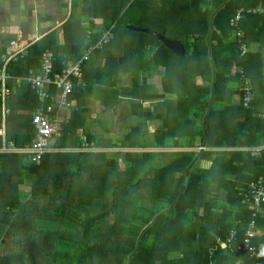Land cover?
Listing matches in <instances>:
<instances>
[{"label":"trees","instance_id":"trees-1","mask_svg":"<svg viewBox=\"0 0 264 264\" xmlns=\"http://www.w3.org/2000/svg\"><path fill=\"white\" fill-rule=\"evenodd\" d=\"M257 6H264V0H86L66 24L62 47L43 37L9 62L11 91L5 114L0 96V148L4 122L6 141L18 147L30 145L36 135L33 111L52 103L42 101L28 82L17 77L32 69L40 71L46 50L54 51V67L61 70L113 26L112 40L91 53L83 70L97 49L127 41L131 47L150 48L148 61L142 63L143 76L126 64L136 57L115 59L108 48L104 68L90 64L84 82L96 79L99 91L105 93L121 86L133 116L143 117L144 123L134 125L135 141L128 147L197 149L120 150L121 162L109 157V151L91 150L92 144L81 141L55 142L57 150L46 153L40 162L27 153L0 151V264H256L261 260V237L253 238L255 257L243 249L253 212L250 183L264 175V147L259 154L250 149L264 146V117L256 110L255 98L244 105V76L252 81L260 55L249 48L241 54L231 25L240 8ZM129 10L151 12L163 24L160 33L180 39L185 53L174 52L151 34L129 29L128 21L120 24ZM240 27L248 46L264 34V13L245 12ZM154 71L161 73L160 92L150 91L153 85L145 75ZM126 74L132 77L130 88L119 81ZM85 87V83L77 87L80 93L74 91L70 99L73 94L83 96ZM145 101H155L159 111L144 106ZM157 113L162 121L150 132L148 125ZM141 136L144 145L139 144ZM93 145L102 147L96 141ZM67 146L80 150H60ZM161 155L169 161L156 165ZM197 155L179 203L161 212L177 198L186 169ZM206 160L212 161L211 166L202 164ZM25 170L34 178L30 195L22 199ZM158 213L157 221L142 234ZM258 218L263 215L257 223ZM232 228L238 235L231 247L224 246Z\"/></svg>","mask_w":264,"mask_h":264},{"label":"built area","instance_id":"built-area-1","mask_svg":"<svg viewBox=\"0 0 264 264\" xmlns=\"http://www.w3.org/2000/svg\"><path fill=\"white\" fill-rule=\"evenodd\" d=\"M245 12L264 13V6L250 7L248 9L240 8L235 16L231 19V25L235 28V36L240 42V51L244 55L248 51V46L244 41L245 32L240 27ZM113 26L107 28L102 36L95 42H92L83 52V54L76 59L67 60L65 67L57 70L54 67L55 53L53 50H46L41 59V70H30L25 77H17L18 81L24 80L28 82L33 90L38 94L42 101H52L50 106L46 108L41 105L38 106L32 114V123L36 129L35 140L24 147H18L13 141H6L5 133L3 146L0 151L6 152H23L29 154L34 162H40L43 156L51 151L57 150L55 146L56 137L62 132V122L59 118L57 110L54 108V102L57 99L58 106H68L71 104L70 96L77 87L84 85V61H86L91 53L103 45L109 43L113 38ZM29 46L20 43L18 40L10 42L8 50L5 52L0 66V96L4 105L6 98L10 93L8 86V79L11 75L7 71V66L12 59L18 57L21 53H26ZM244 105L249 106L253 97V85L247 76H244ZM264 117V114L260 113ZM264 146L246 147L253 150L255 154H259ZM249 193L252 198V216L247 225L246 232L243 238V249L250 253L251 257L257 254V247L253 243V238L257 236V217L264 206V175L258 177L250 183ZM238 235V230L232 228L228 235L224 246L231 247L234 239Z\"/></svg>","mask_w":264,"mask_h":264},{"label":"crops","instance_id":"crops-1","mask_svg":"<svg viewBox=\"0 0 264 264\" xmlns=\"http://www.w3.org/2000/svg\"><path fill=\"white\" fill-rule=\"evenodd\" d=\"M80 9L82 8H79L78 5L76 8L72 0H0V61L3 60V56L8 50L10 42L13 40H18L20 43L30 46L43 37H49V39H51V44L58 46L64 45L66 24L70 21L72 13L75 11L80 12ZM253 47H255V49H253ZM248 48L249 51L257 52L260 55L259 59L256 61L257 66H255V74L251 76V83L255 90L253 98H255V102L257 101V107L258 105L261 107L259 110L256 108V110L264 114V34L259 36L257 40H250ZM67 58L70 57H64V59ZM158 69L163 70L164 67L160 66ZM145 75H149L148 81L153 85L150 90L151 92H154L153 90L156 84L150 81V76H160L157 83L158 87L161 89L160 72H148ZM122 80L123 79H121L120 83H122ZM132 83L133 82L126 85L122 84L130 88ZM79 91L80 90H76L74 93L78 95L80 93ZM75 94L72 95L71 104L68 105V107L66 106V108L65 106H58L57 99L54 102V108L57 110L63 125V132L56 137V142L60 141L65 143L64 139L80 135L86 137L81 140L83 144H87L88 146L92 144V146H94V141L91 140L92 143H90L89 135L94 134L98 130V126L101 125V119L98 122L96 113L98 110L96 107L90 106V104L87 105L82 98L83 96L76 97ZM79 98H81V100H79ZM75 106L76 108L72 109V107ZM125 106L126 105H123L124 108ZM5 127L4 122L2 127L4 133L6 131ZM32 128L34 127L32 126ZM67 130H73L75 134H72V132L67 133ZM74 142L78 141L75 140ZM92 146L90 149H92ZM72 148L74 147L67 146L62 149ZM78 149L80 150V148ZM32 184L33 180L30 183L29 189H31ZM27 192L29 193L31 191L27 190ZM260 215H263V218H258L256 232L257 237L264 239V207ZM260 215L258 217H260ZM256 264H264V256Z\"/></svg>","mask_w":264,"mask_h":264},{"label":"rangeland","instance_id":"rangeland-1","mask_svg":"<svg viewBox=\"0 0 264 264\" xmlns=\"http://www.w3.org/2000/svg\"><path fill=\"white\" fill-rule=\"evenodd\" d=\"M73 1V0H72ZM74 4H77L79 8L83 5H85L86 0H74ZM88 9H86L87 11ZM79 14L75 13L74 15ZM89 14V13H88ZM152 15L151 12H148L147 14L145 13H136L135 11H127L124 15V17H121V23H126L128 21L132 25L136 26H142V27H149L157 31H162L160 27L163 28V24L159 23L158 20L153 19V17L150 16ZM164 23H168L169 20L166 15H164ZM137 45H134V47H131L127 41H121V43H111L109 45H106L102 49H97L94 52V59L92 61H89L85 64L84 70H88L90 67V64L92 67L99 66L101 69L104 68L105 62L103 59L104 53L107 51L109 48V53L108 55L110 57H113L115 59L117 58H127L129 57L130 54L133 55V57H136L137 59L134 60V62H129L126 63L130 66H134L135 68H138V70L141 72V77L143 76L141 67L142 63H145L148 61V55H149V50L150 48H136ZM255 49V47H253ZM137 52V53H136ZM135 55V56H134ZM88 74V73H86ZM160 76L154 77L150 76V81L155 82L156 87L154 88V92H160L161 89L158 87L157 81H159ZM122 80V83L124 85L129 84L132 82L131 80V75L126 74L123 77L119 79V81ZM85 92L83 94V99L87 105L90 104L92 107H96L98 111L97 117H98V122L101 119V125L98 126V130L92 134L89 135L90 139L93 141L98 142L99 145L102 147H92L94 148H145L149 149L152 147H128L129 145H132L134 143L135 138L132 133L134 132L132 129H134V125L136 123L142 124L144 123L143 117H135L132 114L131 111V105H128L131 103L128 102L127 99H124V97L121 95L122 93V87L121 86H116L114 88H109L108 92H104L100 90V85L97 84V80L94 78H87L85 80ZM123 105H126L125 109ZM144 106L146 107H151L155 110L159 111V107L156 105L155 101H146L144 102ZM68 107V106H67ZM66 108V107H65ZM71 108V107H69ZM76 108L72 107V109ZM261 107L258 105L257 109L259 110ZM3 111L4 114L6 113V108L5 105L3 104ZM259 112V111H258ZM162 121V115L161 113H157V118L154 120H151L149 125H148V130L150 132H153L157 125ZM144 124L142 125V127ZM78 135V134H77ZM145 136H141V140L139 144L144 145L145 143ZM85 136L82 137L80 135L76 137H69L64 139L65 143L71 144L72 141H81ZM147 139V137H146ZM91 149V150H92ZM142 150V149H140ZM108 151V150H106ZM120 150H110L109 153L107 154L109 157L118 159L120 162L122 161V158L119 157ZM169 161V157L166 155H161L159 156L155 163L156 165H163ZM26 165L29 164V162L25 159L24 162ZM204 166H211L212 161L206 160L202 162ZM24 184L20 186V193H21V198L25 199L27 196L30 195V193L27 192V190L30 191L29 186L31 181L33 180V174L25 170L24 174ZM28 194V195H27ZM164 203H158V205H163ZM113 219V218H111ZM44 222V221H43ZM53 224V223H52ZM51 225V223H49ZM10 242V241H9Z\"/></svg>","mask_w":264,"mask_h":264},{"label":"water","instance_id":"water-1","mask_svg":"<svg viewBox=\"0 0 264 264\" xmlns=\"http://www.w3.org/2000/svg\"><path fill=\"white\" fill-rule=\"evenodd\" d=\"M226 3L223 2V4L221 5L224 6ZM127 27L129 29H132V30H136V31H142V32H145V33H148V34H151L155 37H157L159 40H161L165 46H167L168 48L172 49L174 52L178 53V54H184L185 53V46L183 45L182 41L180 39H177V38H170L152 28H149V27H142V26H136V25H132V24H129L127 25ZM213 29V16H212V19H211V30L210 32L212 31ZM215 81H216V75H215V71H214V79H213V89L215 87ZM213 96H214V92H212L211 94V99L209 101V107H208V110L204 116V128L206 129V122H207V115L210 111V108L212 106V99H213ZM207 142V135H206V139L204 141V143ZM173 150V149H197L195 147H185V148H177V147H152V148H149V149H145V148H93L92 150ZM60 150H73V151H77L79 150L78 148H72V149H60ZM201 154V153H200ZM199 154V155H200ZM199 155H197L194 160L189 164V166L187 167L186 169V173H185V178H184V181H183V184L179 190V193H178V196L177 198L172 202V204L168 207V208H165L164 210H162L161 212L163 211H171L180 201L182 195L184 194V192L186 191V188H187V185L189 183V180H190V171L193 167V165L195 164V162L197 161V159L199 158ZM160 212V213H161ZM160 213L156 214L154 216V218L152 219V221H150L142 230V234L144 233V231L150 227L151 225H153ZM131 264V263H130Z\"/></svg>","mask_w":264,"mask_h":264},{"label":"clouds","instance_id":"clouds-1","mask_svg":"<svg viewBox=\"0 0 264 264\" xmlns=\"http://www.w3.org/2000/svg\"><path fill=\"white\" fill-rule=\"evenodd\" d=\"M33 124V123H32Z\"/></svg>","mask_w":264,"mask_h":264}]
</instances>
